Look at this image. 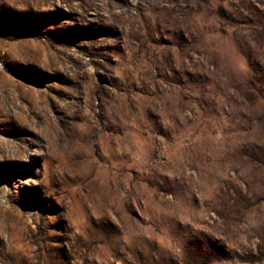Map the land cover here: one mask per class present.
<instances>
[{
    "label": "rangeland",
    "instance_id": "374dc122",
    "mask_svg": "<svg viewBox=\"0 0 264 264\" xmlns=\"http://www.w3.org/2000/svg\"><path fill=\"white\" fill-rule=\"evenodd\" d=\"M0 264H264V0H0Z\"/></svg>",
    "mask_w": 264,
    "mask_h": 264
}]
</instances>
